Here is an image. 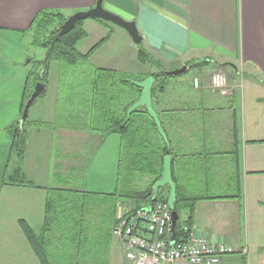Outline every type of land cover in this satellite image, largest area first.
I'll list each match as a JSON object with an SVG mask.
<instances>
[{
  "label": "crops",
  "instance_id": "0c3cea01",
  "mask_svg": "<svg viewBox=\"0 0 264 264\" xmlns=\"http://www.w3.org/2000/svg\"><path fill=\"white\" fill-rule=\"evenodd\" d=\"M96 2L0 0V264H42L26 230L39 239L56 233L49 245L59 246V231L75 232L80 223L67 221L66 211L93 208L88 212L107 216L106 234L114 247L111 227L122 139L117 134L103 138L71 110L59 116L62 63H50L46 89L28 111L23 171L32 185L2 184L18 164L11 151V127L22 116L33 67L29 27L41 11L69 17ZM103 5L136 22L142 47L163 68L207 59L229 74V98L205 93L203 80L196 77L198 93L185 94L180 91L184 84L172 81L153 98V106L169 139L177 198H203L195 203L192 233L235 248L222 264H264V0H104ZM82 21L86 37L77 49L83 54L110 33L90 56L89 67L137 79L152 76V62L140 59V43L127 31L102 19ZM47 55L45 51L39 61ZM207 82L211 86L210 74ZM157 145L162 154L164 145ZM180 214L185 221L188 210ZM88 233L97 238L95 225Z\"/></svg>",
  "mask_w": 264,
  "mask_h": 264
},
{
  "label": "trees",
  "instance_id": "16d2710c",
  "mask_svg": "<svg viewBox=\"0 0 264 264\" xmlns=\"http://www.w3.org/2000/svg\"><path fill=\"white\" fill-rule=\"evenodd\" d=\"M57 16L60 18V25L57 26V21L51 17ZM68 17H65L59 12H43L41 11L31 24L28 30L32 29L33 25L36 24L39 27L40 31H46L50 27H53L55 32L51 33L49 38L43 37L39 31H37L36 38L33 41L38 47L44 48L48 54L52 41L55 39L58 34L60 26L65 22ZM82 22L79 21L76 27L71 30L68 34L62 36L55 44L53 51L49 54L46 62L45 60H36L34 61L35 67H32V70L29 72L26 82L23 106H25L27 100L30 98L31 93L34 91V88L37 83H44L45 85L49 82V74H50V63L52 61H57L62 63L64 67H66L65 72H75L76 70L81 74L82 84H78L76 81L72 83V86L84 87L86 89H90L88 98L91 101V107H89V103L86 104L87 108L76 109L74 106L70 107L72 112L76 114H80L83 120H87L89 127L93 131L101 132L103 138L111 134H117L122 139V148L119 157V168L117 175V186L114 191L115 196L129 198L132 200H137L138 202H142L140 206H136V208L140 209L145 206H149L154 203L159 194L160 190L157 194V197L153 200V195L155 193L154 186L155 184L162 178L164 172V160L167 154H170L169 144L165 141V145L163 148L162 154H159L158 151L153 150L149 153L145 152L142 149V139L138 137V128L133 125V114L134 113H145L149 116L145 107H139L135 110L128 121L127 118V110L128 108L139 99L141 95V88L136 86L132 81H142L145 78L137 79L128 74L119 73L115 70L108 69H100L89 67V58L94 52L96 48H98L105 40L110 37L109 35L103 39L96 46L92 47L87 53L83 54L78 51L77 44L83 38L86 37V32L83 30ZM42 25L44 27H42ZM56 26V27H55ZM36 32V31H35ZM42 36V39H40ZM139 57L142 61L147 62L146 57H149V53L142 47V44H139ZM33 61V60H32ZM31 61V62H32ZM83 64V66H82ZM85 66V67H84ZM88 66V67H87ZM76 67V70L74 69ZM40 68V69H37ZM159 68V66H157ZM83 69V70H81ZM81 70V71H79ZM224 72V71H223ZM88 74V75H87ZM87 75V76H86ZM155 78V83L153 85L152 94L153 98L157 95L161 94L165 91V86L160 83L158 75L155 73L152 74ZM82 76H86L84 79ZM176 76V75H173ZM170 77V76H165ZM71 77L69 79V84ZM117 80L121 85H129L134 87L138 92V97L132 99L124 108V114L122 117L111 118L110 122L107 120V105L105 104L109 99H112L113 89L115 88V83L113 81ZM88 83V84H87ZM109 85V88H108ZM61 94V92H60ZM232 94V93H231ZM94 96V97H93ZM99 96V97H98ZM77 98V97H76ZM99 98V99H98ZM77 104L80 107L81 100L77 99ZM98 107V111H97ZM24 109V107H23ZM69 110V111H70ZM88 111V112H87ZM152 121L153 126L158 131V128L154 122V120L149 116ZM28 118L24 121L23 125L20 126V120L17 121L16 124H13L12 129V154L15 155L17 159V169L14 173H6L3 177V185H32V182L27 178L23 171V161L26 152V125ZM163 127V126H162ZM163 130L166 134V131L163 127ZM160 134V133H159ZM167 135V134H166ZM168 139V137H167ZM169 142V139H168ZM155 151V153H154ZM149 173L152 177L151 183L147 188L139 189L136 185L137 175L141 173ZM170 187L164 186L162 188ZM177 196V194H176ZM203 199L202 197L195 198H186V197H178L175 201V209L178 211L179 216L183 210H188V217L185 220V223L192 228V219L195 203L197 200ZM181 218L179 217L177 222V229H180L181 226ZM27 236L30 239L34 250L39 257L42 264H51L49 261V257L47 255L46 246L49 245V241L45 239H39L35 233L31 229H27ZM54 261V260H53ZM64 261L57 260L54 264H62ZM82 264V263H81Z\"/></svg>",
  "mask_w": 264,
  "mask_h": 264
},
{
  "label": "rangeland",
  "instance_id": "374dc122",
  "mask_svg": "<svg viewBox=\"0 0 264 264\" xmlns=\"http://www.w3.org/2000/svg\"><path fill=\"white\" fill-rule=\"evenodd\" d=\"M56 20L57 26L60 25L61 22L60 18L57 16L51 17ZM42 27H44L42 25ZM56 27V26H55ZM56 30V29H55ZM53 27H50L46 31H40L39 27L34 24L32 29L28 30V34H26L27 41L29 38H32L33 41L36 38L37 31L45 37L49 38L51 33L55 32ZM36 31V32H35ZM40 36V39H42ZM52 37V35H51ZM140 47L138 46V49ZM30 58L33 60L31 63L35 67L34 61L40 60L43 57V54L46 50L38 47L35 43L34 46L30 48ZM148 53V52H147ZM139 54V50H138ZM147 63L152 62L153 72L152 74H156L159 77V82L165 86V91L168 90L170 83L172 81H180L184 85L181 86L180 91L185 94H196L198 93V87L196 86L195 80L196 77L199 80H203V86L205 87V93H210L213 95H219L207 82L208 75L210 74V84H211V76L216 71H224L217 69L216 67H211L213 63L207 59L204 60H197L193 62H189L186 65L189 67L187 68L184 73L180 75H166V71H171L168 69L163 68L161 65L157 64V61L149 54V57H146ZM83 66V64H82ZM159 66V68H157ZM85 67V66H84ZM88 67V66H87ZM183 67V66H182ZM63 68V72L61 74L62 77V84H61V94L59 96L58 106L60 105V113L59 116L63 113V110H70V107L78 106V104L73 100V98L77 97L81 100V104L79 109L84 110L87 108L86 104L89 103V107H91V101L88 98L90 89H86L84 87L79 86H72L73 82H77L78 84L83 85V81L81 80V74L76 70L75 72L67 73L65 72L66 67ZM151 68V69H152ZM181 68V67H179ZM40 69V68H37ZM81 71V70H79ZM228 80L229 77L226 71H224ZM88 75V74H87ZM86 75V76H87ZM86 76H82L84 79ZM170 76V77H165ZM71 77V82L69 84V79ZM196 78V79H195ZM205 79V81H204ZM115 83V88L113 89L112 99H109L105 104L107 105V121L110 122L113 116L115 117H122L124 114L125 106L134 98L138 97L137 90L129 85H121L117 80L113 81ZM88 84V83H87ZM230 84V83H229ZM195 86V87H194ZM195 89H193V88ZM231 87V86H230ZM109 88V85H108ZM232 90V89H231ZM164 91V92H165ZM162 92V93H164ZM161 93V94H162ZM94 97V96H93ZM99 97V96H98ZM220 97L229 98L231 94L228 95H221ZM99 99V98H98ZM98 111V107H97ZM88 112V111H87ZM133 125L138 128V137L142 139V149L149 153L150 151L156 150L158 148L157 144L165 145V141L163 137L159 134L156 128L153 126L152 121L150 120L149 116L145 113H134L133 114ZM28 121H30L28 119ZM58 122H61V117L57 119ZM29 124V123H28ZM3 181V180H2ZM152 177L149 173H141L137 175L136 185L139 189L147 188L148 185L151 183ZM3 184V182H2ZM161 194H169V188H161ZM143 204L142 202H138L137 200H132L129 198H123L116 196L114 202V222L111 227V235L114 240V247L112 248L109 244L111 239L107 236V232L110 234V229L106 230L105 226L107 225V216L88 212V210H94L93 208L88 209L86 211H66V220L67 221H80L78 224L77 231L80 232V235L77 231H59V235L62 239L59 246H51L45 245L47 255L49 257V262L54 264L59 259H63L64 263L62 264H130L129 261H125L124 254L122 252L120 243L121 241L119 238L114 234V228L117 225L118 221L124 217L125 212L130 209L132 206H140ZM89 214L91 216H89ZM185 212L182 213V218L185 217ZM181 218V214H180ZM181 218V219H182ZM68 225V224H67ZM95 225L97 229V238L94 239L93 233L91 234V238H89L88 228H93ZM50 232V231H49ZM44 235V239L49 238V242H54V237H57L56 233ZM82 237V239H80ZM76 238V239H75ZM81 251V252H80ZM54 260V261H53Z\"/></svg>",
  "mask_w": 264,
  "mask_h": 264
},
{
  "label": "built area",
  "instance_id": "2783aa9c",
  "mask_svg": "<svg viewBox=\"0 0 264 264\" xmlns=\"http://www.w3.org/2000/svg\"><path fill=\"white\" fill-rule=\"evenodd\" d=\"M211 86L220 95L232 92L221 71L212 74ZM168 197L169 194H159L149 206L130 207L115 226L114 234L124 246L130 264H222L225 256L236 252L230 244L198 237L182 220L172 241Z\"/></svg>",
  "mask_w": 264,
  "mask_h": 264
},
{
  "label": "water",
  "instance_id": "95a60500",
  "mask_svg": "<svg viewBox=\"0 0 264 264\" xmlns=\"http://www.w3.org/2000/svg\"><path fill=\"white\" fill-rule=\"evenodd\" d=\"M104 0H97L96 5L92 7L91 9L84 10V11H78L72 15H70L65 22L60 26L58 34L56 35L55 39L52 41L50 50L48 52L47 57L45 58V62L53 51L54 44L64 35L68 34L71 30H73L77 23L82 20L86 19H102L107 22H110L114 24L115 26H118L125 31L129 33L131 36L132 40L134 43L139 44L143 41V37L140 34L137 24L135 21H128L121 16L108 11L105 9L103 5ZM233 68H236L235 65L232 63L228 64ZM187 70V66L184 65L181 68H176L171 71H166V75H180L184 73ZM136 86L141 88V95L137 101H135L127 110V118L126 121L130 119L131 114L137 110L139 107H145L146 111L148 112L149 116L154 120L158 131L160 135L163 137V139L169 144L167 135L165 134L162 123L159 119L158 113L155 110L153 106V94H152V89L153 85L155 83V78L154 76H149L146 77L142 81H132ZM46 89V85L44 83H37L34 91L31 93L30 98L27 100L22 116L20 118V126L23 125L24 121L27 119L28 116V111L31 106V104L35 101V99L42 94ZM169 186L170 191H169V197H168V204L170 208L172 209V231H173V236H172V241L175 240V235H176V227H177V222L179 219V213L175 209V201L177 199L176 196V184L173 180L172 177V157L171 155H168L165 157L164 160V172L162 178L155 184L154 186V195H153V200L157 197V194L159 190L164 187V186Z\"/></svg>",
  "mask_w": 264,
  "mask_h": 264
},
{
  "label": "bare ground",
  "instance_id": "6f19581e",
  "mask_svg": "<svg viewBox=\"0 0 264 264\" xmlns=\"http://www.w3.org/2000/svg\"><path fill=\"white\" fill-rule=\"evenodd\" d=\"M221 72H223V71H221ZM223 73H225V72H223ZM228 82H229V80H228ZM232 91V90H231ZM232 93V92H231ZM129 261V260H128Z\"/></svg>",
  "mask_w": 264,
  "mask_h": 264
}]
</instances>
